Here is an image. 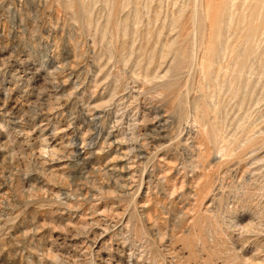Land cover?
Masks as SVG:
<instances>
[{"label":"rangeland","instance_id":"obj_1","mask_svg":"<svg viewBox=\"0 0 264 264\" xmlns=\"http://www.w3.org/2000/svg\"><path fill=\"white\" fill-rule=\"evenodd\" d=\"M0 264H264V0H0Z\"/></svg>","mask_w":264,"mask_h":264},{"label":"clouds","instance_id":"obj_2","mask_svg":"<svg viewBox=\"0 0 264 264\" xmlns=\"http://www.w3.org/2000/svg\"><path fill=\"white\" fill-rule=\"evenodd\" d=\"M242 227V226H241Z\"/></svg>","mask_w":264,"mask_h":264}]
</instances>
